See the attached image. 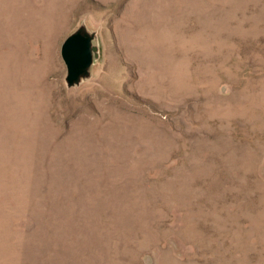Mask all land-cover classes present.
Listing matches in <instances>:
<instances>
[{"label":"rangeland","instance_id":"rangeland-1","mask_svg":"<svg viewBox=\"0 0 264 264\" xmlns=\"http://www.w3.org/2000/svg\"><path fill=\"white\" fill-rule=\"evenodd\" d=\"M0 264H264V0H0Z\"/></svg>","mask_w":264,"mask_h":264},{"label":"water","instance_id":"water-1","mask_svg":"<svg viewBox=\"0 0 264 264\" xmlns=\"http://www.w3.org/2000/svg\"><path fill=\"white\" fill-rule=\"evenodd\" d=\"M61 54L68 70L67 81L73 84L93 62L92 38L80 31L68 36L63 42Z\"/></svg>","mask_w":264,"mask_h":264},{"label":"bare ground","instance_id":"bare-ground-1","mask_svg":"<svg viewBox=\"0 0 264 264\" xmlns=\"http://www.w3.org/2000/svg\"><path fill=\"white\" fill-rule=\"evenodd\" d=\"M84 80V78L83 77H81L80 79H79V82H81V81H83Z\"/></svg>","mask_w":264,"mask_h":264}]
</instances>
